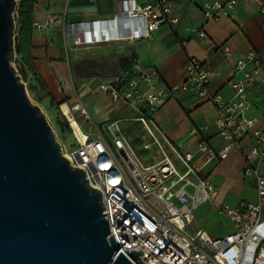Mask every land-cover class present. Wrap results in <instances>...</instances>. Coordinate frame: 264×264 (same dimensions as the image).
I'll list each match as a JSON object with an SVG mask.
<instances>
[{
	"label": "built area",
	"instance_id": "built-area-1",
	"mask_svg": "<svg viewBox=\"0 0 264 264\" xmlns=\"http://www.w3.org/2000/svg\"><path fill=\"white\" fill-rule=\"evenodd\" d=\"M199 8L208 21L230 16L238 0H199ZM264 28V0H256ZM18 0H16V6ZM115 11L109 17L74 21L64 25V34L71 45H94L102 42L131 43L152 35L160 25H169L177 32L179 22L174 2L150 0H115ZM15 6V7H16ZM17 8V7H16ZM16 9L14 12V20ZM57 16L48 14L37 26L47 29L54 26ZM15 33V32H14ZM199 36H205L202 30ZM228 52L227 46L219 48ZM228 86L230 97L212 93L208 83L212 77L207 62L188 56L184 78L172 85H162L154 66L142 68L133 58L129 72L99 78L97 87L114 103H126L134 119L157 143L154 133L155 114L167 100L187 93L201 101L210 102L215 109V124L222 140L220 147L199 141L195 150L184 152L168 144L175 161L161 146L160 160L144 165L138 159L126 137L113 132H101L91 125L83 130L72 111H79L82 119L90 120L80 103L69 109L71 119L77 123L75 132L72 120L63 113L75 143L74 149L60 139L61 153L73 168H82L88 185L100 189L102 213L108 222L109 236L113 235L120 252L128 256L130 250L138 252L146 264H264V173L259 165L264 159V129L254 127L255 120L247 116L251 106V93L262 86L264 96V56L250 50L239 59L232 70ZM20 76V75H19ZM190 133H196L192 128ZM250 134L254 144L241 146ZM234 149H241L244 164L243 179L255 184L256 200H241L236 205L222 201L216 206L232 224L233 230L222 236H212L206 230L191 229L193 209L207 201L214 202L217 188L208 177H202L206 163L225 158ZM194 153L203 162L196 165ZM183 167V172L177 166Z\"/></svg>",
	"mask_w": 264,
	"mask_h": 264
},
{
	"label": "crops",
	"instance_id": "crops-1",
	"mask_svg": "<svg viewBox=\"0 0 264 264\" xmlns=\"http://www.w3.org/2000/svg\"><path fill=\"white\" fill-rule=\"evenodd\" d=\"M135 1L144 3L150 0ZM170 1L174 2L180 17L175 25L177 32L169 25H160L153 30L150 37L135 42H102L88 46L109 43L120 46L118 57H125L128 62L118 65L117 57L118 72L111 76L129 72L133 58H136L142 68L154 66L157 69L162 85H172L181 81L184 78L187 57L194 56L207 62L212 72L208 83L210 91L230 97L232 91L228 84L236 62L250 50L264 56V28L258 2L238 0L230 16L208 21L199 8V0ZM114 2L115 0H35L30 39V57L35 76L27 71L25 77L32 91L42 95V101L46 106L55 107L50 105V97L60 108L62 103L68 105L69 109L80 103L90 118L84 121L80 115L82 129L89 130V127L94 125L104 134L109 133L108 125L113 124L111 127H114L133 121L136 113L132 112L126 103L112 102L105 92L98 89V79L107 75L98 74L89 78L74 76L72 50L74 47L88 46L69 44L64 34V25L69 24L68 18L73 16H79L82 20L109 17L115 11ZM48 14L56 15L58 21L50 28H39L37 25L44 22ZM202 30L205 36L200 37L199 32ZM221 46H227L228 52H222L219 49ZM36 77L42 81L44 89L38 88ZM251 101L247 116L255 120V128L264 129V96L261 85L253 88ZM215 115L214 106L210 102L198 100L191 94H179L167 100L156 112L154 133L157 139L162 138L163 144L178 146L184 152L194 151L199 141H206L217 148L223 143L218 136ZM84 124H87V129L83 127ZM192 128L196 129V133H190ZM252 144L254 142L250 134L241 141L242 147ZM193 158L196 165L203 162L198 153H194ZM243 164L241 149H234L219 161L206 163L200 174L213 182L217 188V195L214 202L207 201L200 205H207L210 202L216 207L222 201L236 205L241 200H256L255 184L250 178L243 179L241 176ZM259 170L264 173V159L259 165ZM262 213L264 217V204ZM229 223L231 229L226 233L233 230L230 221ZM207 233L212 236L223 235H218L215 230H208Z\"/></svg>",
	"mask_w": 264,
	"mask_h": 264
},
{
	"label": "water",
	"instance_id": "water-1",
	"mask_svg": "<svg viewBox=\"0 0 264 264\" xmlns=\"http://www.w3.org/2000/svg\"><path fill=\"white\" fill-rule=\"evenodd\" d=\"M16 0H0V264H146L118 249L101 191L61 153L11 62ZM69 22L81 20L69 17Z\"/></svg>",
	"mask_w": 264,
	"mask_h": 264
},
{
	"label": "rangeland",
	"instance_id": "rangeland-1",
	"mask_svg": "<svg viewBox=\"0 0 264 264\" xmlns=\"http://www.w3.org/2000/svg\"><path fill=\"white\" fill-rule=\"evenodd\" d=\"M105 43V42H104ZM120 46H115L114 44H103L98 46H88V47H74L72 50V54L74 55L73 65L76 63L81 64L82 66H87V61L93 60L98 62L99 75H107L111 76L118 72L117 66V57L119 54ZM13 64L16 74L20 75L19 64L13 60L11 62ZM21 78V77H19ZM22 82L25 86V92L27 93V97L29 102L32 105L40 106L45 114L46 120L52 126L54 130L55 137L62 140L69 149L75 148V143L73 141V137L69 131H66L63 128L62 123H65L67 120L65 119L61 108L59 105L52 107L46 106L42 101V95L32 91L30 83L21 78ZM75 118H80V113L77 110L76 112H72ZM83 127L87 129V124H84ZM108 130V129H107ZM113 132H121L127 139L129 146L132 147L136 156L144 165H149L150 163L156 162L160 160L162 156L161 146L166 151V154L170 159L175 161V158L168 150V145L163 144V140L159 137V144L153 142V138L142 129V126L139 121L133 120L128 121L126 124L114 125L111 127ZM159 134V133H158ZM177 166V165H176ZM177 170L183 172V167L177 166ZM194 221L190 225L191 229L202 228L206 231H216L218 235H222L228 231H230V223L227 217L224 214H220L216 207H214L210 202L207 205H198L193 209ZM264 246V243H263Z\"/></svg>",
	"mask_w": 264,
	"mask_h": 264
},
{
	"label": "trees",
	"instance_id": "trees-1",
	"mask_svg": "<svg viewBox=\"0 0 264 264\" xmlns=\"http://www.w3.org/2000/svg\"><path fill=\"white\" fill-rule=\"evenodd\" d=\"M35 0H18L15 21L17 22V30L15 36L14 49L16 50V58L14 59L19 64L20 77H26V72L29 71L35 76V70L30 57V39H31V26H32V12ZM118 65L128 62L125 57H118ZM87 66H82L76 63L72 66L74 76L79 78H89L93 75H98L99 64L96 61L89 60L86 62ZM36 85L40 90L44 89L42 81L36 77ZM50 105L57 106L50 97ZM63 128L70 132L67 121L62 123Z\"/></svg>",
	"mask_w": 264,
	"mask_h": 264
},
{
	"label": "bare ground",
	"instance_id": "bare-ground-1",
	"mask_svg": "<svg viewBox=\"0 0 264 264\" xmlns=\"http://www.w3.org/2000/svg\"><path fill=\"white\" fill-rule=\"evenodd\" d=\"M61 105H62L61 106L62 113H65L67 115V117L71 119V115L69 113V107H68V105H66L65 103H62ZM71 120H72V125H73V127L75 129V132L80 135L79 128H78L77 123L74 121V119H71Z\"/></svg>",
	"mask_w": 264,
	"mask_h": 264
}]
</instances>
